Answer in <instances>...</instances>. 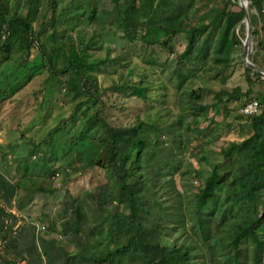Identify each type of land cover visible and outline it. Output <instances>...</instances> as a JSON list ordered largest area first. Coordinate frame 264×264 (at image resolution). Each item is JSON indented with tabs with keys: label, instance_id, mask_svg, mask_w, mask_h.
I'll return each mask as SVG.
<instances>
[{
	"label": "rangeland",
	"instance_id": "1",
	"mask_svg": "<svg viewBox=\"0 0 264 264\" xmlns=\"http://www.w3.org/2000/svg\"><path fill=\"white\" fill-rule=\"evenodd\" d=\"M13 1L14 9L24 12L29 0ZM120 1L59 0L57 11L63 18L54 25L33 18L32 26L43 34L28 48L8 53L0 48V173L7 182H21L20 196L0 184L4 208L0 211V264H52L42 251V240H54L50 251L53 264H62L67 254L73 256L80 242L91 238L90 232L97 235L99 228L105 227L106 213L96 199L98 191L108 188L110 179L99 165L81 167L77 156L82 150V145L78 147L81 139L91 138L94 132L95 127H89L86 120L96 108H101L111 124H128L137 115L144 117L157 128L167 152L180 138L186 141L174 175L185 216L194 206L193 190L212 163L221 159L220 148L240 142L254 131L250 117L240 113V107L252 97L261 100L264 108V73L260 72L259 78L251 75L252 81L247 79L244 15L229 32L240 42L232 46L226 63L215 57L220 31L212 28L209 32L210 27L198 36L194 52L180 59L178 55L187 43L184 32L168 39L153 28L138 40L123 38L117 27ZM249 2V15L255 21L251 29L255 27L257 33L251 32L248 57L264 68V1L260 9H249ZM225 4L231 10L242 7L238 0H197L190 22L210 21ZM53 28L56 40L49 36ZM67 33L85 55L84 71L91 74L87 80L91 79L92 92L98 91V99L92 93L74 97L66 82L67 73L52 72L39 51V42L51 46ZM135 81L147 85L145 95L131 93L129 83ZM234 89L242 94L229 98L223 92ZM261 114L258 123L263 128L264 109ZM245 159L244 152H234L219 166L220 173L235 172ZM232 178L228 174L217 189L216 203L206 212L211 216L210 224L216 223L225 206L222 201ZM259 188L261 219L256 232L264 240V177ZM161 194L172 204L167 192ZM76 205L82 207L86 219L79 223V232L64 234L63 222L67 217L75 221ZM115 205L107 204L106 210ZM119 207L125 206L120 202ZM232 223L226 218L222 228L211 225V232L217 231L227 243ZM180 227V215H169L162 230L179 239L183 234ZM218 256V262H223L224 256Z\"/></svg>",
	"mask_w": 264,
	"mask_h": 264
},
{
	"label": "trees",
	"instance_id": "2",
	"mask_svg": "<svg viewBox=\"0 0 264 264\" xmlns=\"http://www.w3.org/2000/svg\"><path fill=\"white\" fill-rule=\"evenodd\" d=\"M71 1L74 3L76 0ZM232 1L235 0H227L229 3ZM263 1L250 0L248 7L260 9ZM196 2L197 0H121L117 27L128 41L138 40L144 31L153 28L162 31L168 39L184 32L187 43L178 55L180 59L194 52L198 36L206 29L210 27V32L212 28L213 31L218 28L220 35L214 50L215 57L226 63L230 49L240 42L235 35L230 37L229 32L244 15V9H227L225 4L210 21L201 20L193 24L190 22V15ZM13 4V0H0V20L3 19L0 22V48L7 53L13 49L28 48L30 42L43 34L32 26L33 18L40 17L43 22L51 25L63 18L61 12L57 11L59 0H29L24 12H18ZM251 23L255 24L252 16ZM252 33H257L255 27ZM49 36L56 40L54 28ZM38 44L50 70L54 73H67L66 82L74 97L92 93L98 99V91L92 92L91 79L87 80L91 74L84 71L85 55L76 48L71 34L67 33L62 40H57L51 46L45 45V42ZM262 47L264 48V42ZM245 70L249 81L253 80L251 75L256 78L262 76L251 67L246 66ZM132 71L129 69L130 73ZM126 86L125 84L121 89ZM129 86L133 95L146 94L147 85L142 81L129 83ZM223 92L229 98L242 94L238 89ZM80 105L78 103L77 107ZM262 111L249 116L254 130L252 133L240 142H230L220 148L221 159L212 163L208 174L201 178L193 190L194 206L190 210L191 214L185 216L179 200L181 192L174 175L180 166V152L186 147V141L180 138L171 152H167L164 140L157 136V128L144 117L137 115L128 124H111L102 114L101 108H96L86 120L89 127H95L94 132L91 138L81 139L78 147L82 145V150L77 156L81 167L99 165L110 179L108 188L98 191L96 199L106 213L107 222L105 227L99 228L97 235L90 232L91 238L87 237L80 242V247L75 248L73 256L67 254L62 264H74L73 260L77 261L76 264H263L264 240L256 232L257 223L261 219L259 186L264 177V126L261 128L258 123ZM234 152H244L246 159L235 172L220 173L219 166ZM169 174L172 175L171 178H168ZM228 174L233 178L231 188L222 201L225 206L217 216L216 223L210 224L211 216L206 212L212 208V203L215 205L217 189L224 184ZM0 184L20 196V181L7 182L0 173ZM162 191L171 197L172 204L166 202ZM120 202L124 204V208L119 207ZM112 203L116 204L114 209L106 210L107 204L112 206ZM0 211H4L1 204ZM74 212V222L70 217L63 222L64 234L79 232V223L86 219L82 207L76 205ZM177 214L181 217L180 229L183 231L179 239L171 238L169 232L162 230L169 215L171 217ZM226 218L235 223L230 224L227 229L231 238L224 243L217 231L211 232V225L222 228ZM186 223L190 233L186 229ZM249 240L253 241L251 245H248ZM53 243L54 240H42L41 244L44 255L52 264L53 256L50 251ZM222 250L226 251L225 255ZM219 254L224 256L220 263Z\"/></svg>",
	"mask_w": 264,
	"mask_h": 264
},
{
	"label": "water",
	"instance_id": "3",
	"mask_svg": "<svg viewBox=\"0 0 264 264\" xmlns=\"http://www.w3.org/2000/svg\"><path fill=\"white\" fill-rule=\"evenodd\" d=\"M238 2L242 6V8L244 9V22H245V30H246V35H245V38L243 40V60H244V63L247 67H251L252 69H254L256 71L264 73V68L255 64L248 57L250 36H251V32H252V29H251L252 23H251V18H250L249 11H248L246 4L244 5L242 3L243 0H238Z\"/></svg>",
	"mask_w": 264,
	"mask_h": 264
},
{
	"label": "built area",
	"instance_id": "4",
	"mask_svg": "<svg viewBox=\"0 0 264 264\" xmlns=\"http://www.w3.org/2000/svg\"><path fill=\"white\" fill-rule=\"evenodd\" d=\"M262 111V104L257 98H249L240 107V113L245 116L257 115Z\"/></svg>",
	"mask_w": 264,
	"mask_h": 264
},
{
	"label": "bare ground",
	"instance_id": "5",
	"mask_svg": "<svg viewBox=\"0 0 264 264\" xmlns=\"http://www.w3.org/2000/svg\"><path fill=\"white\" fill-rule=\"evenodd\" d=\"M244 5L246 4V6H247V0H243V2H242Z\"/></svg>",
	"mask_w": 264,
	"mask_h": 264
}]
</instances>
